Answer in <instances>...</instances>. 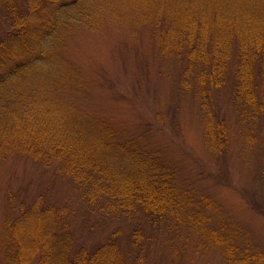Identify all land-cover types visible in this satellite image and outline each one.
Here are the masks:
<instances>
[{"label": "rangeland", "instance_id": "374dc122", "mask_svg": "<svg viewBox=\"0 0 264 264\" xmlns=\"http://www.w3.org/2000/svg\"><path fill=\"white\" fill-rule=\"evenodd\" d=\"M13 1L21 10L23 0ZM150 2L99 0L78 22L58 26L52 69L29 82L35 93L25 92L41 100V111L49 107L67 120L78 118L86 129L103 126L117 145L143 150V161L151 154L169 167L176 188L172 211L149 219L92 205L59 173L61 153L51 151L42 135L35 145L29 140L30 151H16L3 148L0 133V264H18L15 219H26L29 240L52 229L75 248L115 241L122 264H244L245 257L264 255V106L260 112L255 105L242 109L226 74L203 94L183 89L178 75L184 51L177 38L169 52L160 50L158 36L172 19L166 2L163 8ZM54 8L36 15L29 29L41 35L51 22L44 27L40 20H52ZM231 50L238 52L237 40ZM202 96L225 123L226 145L219 153L210 149ZM47 158L45 166L41 159ZM25 258L24 264H38Z\"/></svg>", "mask_w": 264, "mask_h": 264}, {"label": "trees", "instance_id": "16d2710c", "mask_svg": "<svg viewBox=\"0 0 264 264\" xmlns=\"http://www.w3.org/2000/svg\"><path fill=\"white\" fill-rule=\"evenodd\" d=\"M164 1L172 19L163 38L158 36L160 50L169 52L177 38L175 44L180 52L184 51L180 54V86L203 94L205 87L220 86L226 74V79H232L238 105L244 110L255 105L260 112L264 106V82L258 81L264 80V0H148V3L158 8ZM97 2L99 0H23L19 10L13 0L0 1V11L6 18L2 21L5 26L0 21L2 146L6 150L30 151V145H35V139L42 135L41 140L51 146V151L56 149L61 153L59 173L68 176L92 205L101 202L102 208H109V212L164 218L176 201L171 169L159 164L151 154H148L149 162L143 161L141 156L147 155L143 150L117 145L112 133L103 126L91 123V129H86V124L78 123V118L67 120L49 107L41 111V100L33 95L37 86L29 83L36 75L52 69L58 26L67 21L78 22L85 10L92 11ZM51 4L55 6L52 20L51 17L40 20L44 27L51 22L49 28L36 35L29 24ZM234 40L239 50L232 55ZM184 46L188 48L183 50ZM9 55H14L15 61L12 62ZM17 56L22 59L18 60ZM16 86L22 91L15 90ZM26 90L34 93H26ZM200 101L201 109L206 111L210 149L219 153L226 145L224 120L208 99L202 96ZM29 140H34L33 144ZM108 156L113 160L109 161ZM47 159H41L45 166L50 159L57 161L54 157ZM15 221L11 237L14 261L18 264L27 261L26 255L36 258L38 264H122L121 248L115 241L91 249L84 245L75 248L69 238L60 237L51 232L52 229L47 233L44 229L43 236L30 241L26 219ZM243 263L264 264V255L256 253L245 257Z\"/></svg>", "mask_w": 264, "mask_h": 264}]
</instances>
